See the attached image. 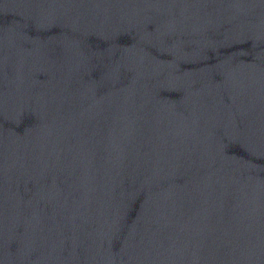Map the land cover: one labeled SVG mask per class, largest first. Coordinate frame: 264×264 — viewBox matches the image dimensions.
<instances>
[{
    "label": "water",
    "instance_id": "1",
    "mask_svg": "<svg viewBox=\"0 0 264 264\" xmlns=\"http://www.w3.org/2000/svg\"><path fill=\"white\" fill-rule=\"evenodd\" d=\"M0 264H264V0H0Z\"/></svg>",
    "mask_w": 264,
    "mask_h": 264
}]
</instances>
